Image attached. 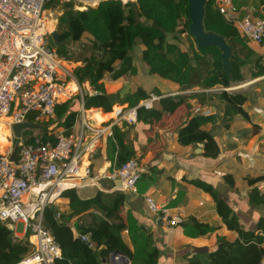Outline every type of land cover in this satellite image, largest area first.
<instances>
[{"label":"trees","instance_id":"obj_1","mask_svg":"<svg viewBox=\"0 0 264 264\" xmlns=\"http://www.w3.org/2000/svg\"><path fill=\"white\" fill-rule=\"evenodd\" d=\"M256 1L259 7L264 6V0ZM49 9L61 12L57 27L59 43L56 44L48 36L59 58L70 62L75 55L74 48L82 44L89 46V55L81 60L80 66L74 68L72 75L79 85L87 82L92 94L73 96L57 104L54 118L36 123L42 131L37 138L54 142L59 129L65 135L71 134L70 129L75 125L81 109L99 108L103 113H110L114 106L126 105L123 110L136 108V123L151 126L184 107L188 115L176 131V142L185 148L201 145L202 152L196 160L209 162L222 158L219 142L205 129L216 122V116H191V101L196 102L199 108L210 105L221 110L226 128L237 116L247 117L244 109L247 97L226 90L244 84L248 79L264 76V39L260 44L249 42L240 36L234 20L224 18L214 0L206 4L205 30L224 37L234 55L231 60L234 85H230L222 70L218 49L214 46L205 49L197 47L189 35L191 22L187 0H133L127 3L104 0L85 10H76L72 2L47 0L43 10ZM43 21L50 27V14ZM184 36L189 42L188 49L179 44V38ZM136 42L143 47L141 61L148 75L165 80L166 87L148 85L143 81L136 84L134 89L121 87L108 91L103 82L105 77L116 82L124 77L132 79L137 76L138 69L130 55ZM68 88L70 91L76 90L74 83ZM173 93L177 94L169 95ZM151 95L159 99L149 109L139 106ZM27 121L34 123L31 118ZM50 126H54L53 130H49ZM111 132L110 153L115 168L134 158L141 160L137 150L126 142L123 129L115 125ZM35 138L30 130H25L21 142L33 143ZM100 155V152L95 154ZM99 164L91 162L92 174L98 170ZM183 180L209 195L226 229L237 235L232 241L221 237L214 249L190 259L189 264H263L264 215L259 216L249 229H244L239 216L210 183L202 178L183 177ZM223 180L233 188V175L226 174ZM263 180L264 175L248 180V203L251 206L264 208V198L259 195L263 188L259 183ZM58 197L68 200L69 211L60 213V217L56 218L58 211L47 204L42 213V225L61 251L60 258L54 264H102L114 251L126 257L130 264H158L160 251L155 245L153 233L138 225L132 211L127 210L123 216L127 200L125 194L97 192L92 197L81 198L76 186L64 185ZM35 216H30V219L34 221ZM73 219L75 221L71 224ZM187 227L190 232L186 235L190 238L219 229L194 219H189ZM124 232L132 249L128 247ZM81 236H87L89 242L83 241ZM32 251L29 234L22 238L15 237L11 230L0 224V264H22Z\"/></svg>","mask_w":264,"mask_h":264},{"label":"crops","instance_id":"obj_2","mask_svg":"<svg viewBox=\"0 0 264 264\" xmlns=\"http://www.w3.org/2000/svg\"><path fill=\"white\" fill-rule=\"evenodd\" d=\"M232 5L235 16L239 18L245 15H250L253 18H264L260 10L261 7L258 6L256 0H232ZM103 82L105 83L104 80ZM109 82L112 81L109 80ZM236 87H242L241 93L247 97L244 107L248 113L247 117L237 116L226 128L221 110H216L210 105L200 108L203 112H207L206 115L214 114L216 116V122L207 125L205 129L216 138L223 151L222 158L217 161L196 160L202 152L201 145L185 148L176 142V131L187 119V110L183 113V117L180 119L178 117L176 123L173 120L182 112L184 107H180L173 115L164 116L154 126L136 122L129 125L124 122L126 126L129 125L124 129L126 132L125 139L128 144L138 150L137 156L141 157L139 164L145 173L135 184L134 191L130 192L124 191L122 187L119 188L118 182L107 181L102 178L113 167L111 162L113 156L110 153L111 128L115 125L122 127L120 117L116 118L115 114L111 112L103 113L99 108L82 109L81 116H78L70 132L76 138L75 150L81 155L82 164L90 168L91 162L100 163L98 170L93 172V175H97L99 178L94 181L85 179L80 182L59 185L58 190L51 196L49 205L54 207L59 214L69 211L68 200L58 197L64 185L76 186L81 198L92 197L97 192L106 195L125 194L127 200L123 216L127 210L132 211L138 225L153 233L155 245L160 251L158 264H189L190 259L203 253L207 254L214 249L221 237H225L229 241L234 240L237 237L236 233L226 229L209 195L185 182L183 177L186 179L202 178L213 187L215 184L221 187L223 189L222 197L239 216L240 224L244 229H249L259 216L264 215V208L251 206L248 203L250 190L248 180L264 175V76L253 80L248 79L244 84L233 88ZM84 93L92 94L88 83L84 86ZM175 94L177 93L169 95ZM191 105L192 109L189 111L191 116L202 114L195 113V109L199 108L196 102L191 101ZM98 114H101L102 119L104 117L109 118L107 120L109 123L103 128L100 126L103 121H98L96 118ZM7 126L8 123L6 124L4 119H1L0 131L8 134ZM151 130L155 132L154 141H150L151 139L145 134ZM214 130L217 133L232 134L229 138L230 144L219 140L213 134L212 131ZM130 132L134 133L137 139H132L134 136L129 138ZM139 143L141 147H138ZM1 152L4 150H0ZM97 152H100V157L95 156ZM101 158H103L102 162ZM226 174L233 175V188L229 187L223 180V176ZM259 185L264 187V180ZM38 192L39 188H35L30 194L36 196ZM146 195L151 196L157 204L166 208L170 219L174 220L176 225L170 226L167 222L150 213L144 204ZM189 219H194L201 224L219 227V229L210 234L190 238L186 235L190 232V228L187 227ZM74 221L75 219L71 220L70 223L73 224ZM18 229L21 230V233H16V235H19L18 238H22L24 233L21 226ZM124 236L128 247L132 249L126 232H124ZM105 261V263L110 262L109 259Z\"/></svg>","mask_w":264,"mask_h":264},{"label":"built area","instance_id":"obj_3","mask_svg":"<svg viewBox=\"0 0 264 264\" xmlns=\"http://www.w3.org/2000/svg\"><path fill=\"white\" fill-rule=\"evenodd\" d=\"M47 0H0V120L9 119L10 125L28 122L34 124L54 118L59 99L70 97L68 82L72 77L66 62L59 58L56 50L48 46L46 27L40 22L43 5ZM74 2L76 10L93 7L104 0H67ZM127 3L133 0H120ZM226 20H234L241 37L251 43L260 44L264 39V18L250 15L235 16L232 0H214ZM159 97H151L141 106L149 109ZM119 113V112H118ZM195 113L206 115L200 108ZM136 110L131 109L128 118L136 121ZM10 138V137H9ZM55 141H41L18 146L14 161L13 140L0 153V224L15 232L20 225L33 246L32 254L25 262L32 264H54L60 258L59 245L42 225V213L59 185L76 181H94L99 177L81 162V155L75 150L76 138L65 135L63 130L55 134ZM114 166V165H113ZM143 173L139 160L134 158L102 178L121 182L124 191H134L135 184ZM39 188L36 194L37 214L35 220L24 212L25 200L30 192ZM264 198V187L259 192ZM147 210L170 226L176 222L170 219L168 210L151 197H144ZM60 214H56L59 218ZM14 234V233H13ZM89 242L87 236H81ZM264 246V243H263ZM103 264H113L103 263Z\"/></svg>","mask_w":264,"mask_h":264},{"label":"rangeland","instance_id":"obj_4","mask_svg":"<svg viewBox=\"0 0 264 264\" xmlns=\"http://www.w3.org/2000/svg\"><path fill=\"white\" fill-rule=\"evenodd\" d=\"M60 1L62 3L68 2L67 0H60ZM72 3L75 6V3L74 2H72ZM80 10H85V9H80ZM43 11H44L43 12V18H45V17L47 18V16H49V14H50V27H47L45 25V22L43 21V26L46 27V30L48 31V33L50 31L57 30L58 23H59V17L61 15V12L59 10H50V9L49 10H43ZM48 36L49 35H46L45 38H46V40L48 42V46L52 48ZM169 39H172V36H169ZM179 39H180L179 40V44L188 49L189 48V42L186 39V37L185 36L184 37H180ZM194 47H195V44H194ZM142 49H143L142 45L139 44L138 42H136L134 44V46H133V49L130 52V55L134 59L135 64H136L137 69H138L137 76L134 77V78H132V79L130 77H124L123 79H120V80H118L116 82H113V83L112 82H109L108 77H105L104 81H105V85H106L108 91H113V90L118 89V88H121V87L122 88L134 89L136 87V84H138L140 82H143V81H146L148 85H155V86H158L160 88H165L166 87L167 82L165 80H162L161 78H159L157 76H153V75L150 76V75H148L147 68L143 64V62L141 61V51H142ZM74 51H75V55L73 56L72 60L70 62H66L67 63L66 64V68L70 71L71 76H72L69 79L68 86L70 84L74 83V85L76 87V90L75 91H70V89L68 88L70 97L78 96V95L79 96H82L84 94V86H86L87 83H84L82 85H79L77 83V81L75 80V78L73 77L72 71L74 70V68H76L77 66H80L81 65V60L84 57L88 56L89 55V52H90L89 51V46L87 44H82V45L77 46L76 48H74ZM86 89H88V88H86ZM242 90L243 89H241L240 87L233 88L232 90H229L228 89V91L231 92V93H241ZM65 101L66 100H64L63 97L59 99V103H63ZM125 107H126V105H123V106H114L112 108V111H111V113H114L115 114L114 116L116 118H119L120 117V121L122 122V126H123L124 122L127 123V124H129V125L134 124V123L130 122L128 119L127 120L124 119V117H127L128 118L129 113H130V110H131V109L130 110H123ZM182 109H183L182 112H180L174 118L173 121L175 123L177 122L178 117L180 119V117H183L184 116L183 113L186 112V109H184V108H182ZM81 114H82V109L80 110V115L79 116H81ZM100 115L101 114L96 115V118H97L98 121H103L102 124H100V122H98V124H100L101 128H103V127H105L107 125V123H109V121L107 122V120L109 118L104 117L102 119V117ZM99 116H100V119H99ZM4 121L6 122V124L8 123V126H7V128H8L7 129L8 130V134H6L5 132L0 131V150L1 151L6 150L9 147V145H10L9 143L14 138L13 134L10 131V126L11 125H10L9 119H4ZM97 126L99 128V125H97ZM53 127L54 126H50L49 127V130H53ZM120 129H123L124 130L125 129V126L124 127H121ZM60 130L61 129L57 130L56 133L58 131H60ZM152 130H153V128H152ZM152 130L145 132V134L151 139L150 141H154V137H156L155 136V132L152 131ZM212 132H213L214 135H216L219 138V140H223L226 143H228L230 141L229 138L232 135L230 133L226 134L225 132H223V134H222V132H218L217 133L216 130H214ZM130 133H129V135H130ZM30 134L32 136H34V137H40L42 135L41 128L40 129L30 130ZM133 136H134V138H132ZM111 137H112V132H111ZM129 138H132L134 140L137 139L136 138V135L134 133H131V136ZM7 140H8V143H6ZM15 143H16V141L13 140L12 144H15ZM229 144H230V142H229ZM147 145H148V143H147ZM148 146H150V145H148ZM138 147H141V144L140 143H139ZM137 154H138V150H137ZM214 189H215V191L219 195L223 196V189L221 187H219L217 184H215ZM36 210H37L36 196L34 194H30L29 198H27V203L24 205V212L28 215V217H30V216H35ZM18 228H20V225H18ZM18 228L15 229V232H13L14 233L13 235L16 236V237L19 236V235H16V233H21V230L18 229Z\"/></svg>","mask_w":264,"mask_h":264},{"label":"water","instance_id":"obj_5","mask_svg":"<svg viewBox=\"0 0 264 264\" xmlns=\"http://www.w3.org/2000/svg\"><path fill=\"white\" fill-rule=\"evenodd\" d=\"M187 1H188L189 18L191 22L189 27V35L194 40L197 47L205 49L214 46L218 49L221 57L222 70L226 75V77L228 78L230 85H234V79L232 78V74H231V68H232L231 60L234 58V55L232 54L231 47L226 42L224 37L212 31H206L204 27L205 8L209 0H187ZM260 10L264 15V6L261 7ZM48 34L56 44L59 43V33L57 30L50 31ZM233 87L235 86H232L231 88H229V90H231ZM226 91H228V89ZM94 94H97V92H95ZM139 106H141V104ZM40 128L41 127L37 124L30 122H22V123L12 124L10 126V131L16 140H20L23 131L40 129ZM17 146L18 143L16 142L14 144L13 152L11 153L10 156L11 161H14L15 159ZM116 182H118V187L121 188V182L119 180H116ZM109 261L113 264H121V262L122 264H129V260L123 255H121L118 251H114L110 254ZM105 262L106 261L104 260L103 263Z\"/></svg>","mask_w":264,"mask_h":264},{"label":"bare ground","instance_id":"obj_6","mask_svg":"<svg viewBox=\"0 0 264 264\" xmlns=\"http://www.w3.org/2000/svg\"><path fill=\"white\" fill-rule=\"evenodd\" d=\"M43 12H44V11H42V13H41V17H40V22L42 23V25H43V20H44V18H43ZM243 87H244V86H243ZM241 88H242V87H241ZM22 264H32V262H30V261H29V262H25V261H24Z\"/></svg>","mask_w":264,"mask_h":264}]
</instances>
